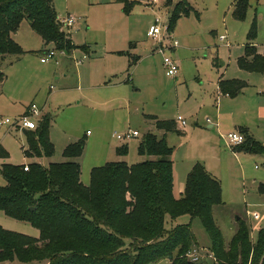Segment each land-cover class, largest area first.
<instances>
[{
  "label": "rangeland",
  "instance_id": "1",
  "mask_svg": "<svg viewBox=\"0 0 264 264\" xmlns=\"http://www.w3.org/2000/svg\"><path fill=\"white\" fill-rule=\"evenodd\" d=\"M162 1L159 9L152 0H130L127 10L126 4L118 0H55L59 16L71 13L77 18L73 27L65 29L79 47L65 54L57 51L56 57L42 62L45 51L37 36L35 47L30 48L33 51L8 56L1 65L6 81L0 91V144L9 153L10 163L33 161L24 153V131L2 121L23 114L29 104L36 103L52 118L50 137L55 148L51 156H40L38 161L44 165L66 161V145L84 140L85 150L77 160L82 166V179L89 184L93 167L117 160L135 164L156 158L138 152L147 132L163 136L149 116L175 120L182 116L187 121L186 131H173L167 136L169 145L174 147L175 194L182 195L184 191L180 193L179 187L183 184L185 190L187 169L201 163L222 186V203L214 206L213 214L225 249H230L241 222L247 224L250 239L255 242L264 227V194L259 189L264 184V152L234 150L226 136L243 122L250 126L256 141L264 145V116L256 111L260 100L257 95L264 89V73L246 72L236 61L250 39L258 50L264 48V0H251L243 18L233 16L235 0H187L192 6L190 13L180 16L167 33L179 44L164 52L158 47L169 45L168 36L159 40L147 35L158 16L162 26L169 22V11L176 0L170 5ZM255 16L256 34L249 38ZM165 55L179 61L180 70L175 77L166 73ZM81 58L83 61L78 62ZM216 58L219 65L214 62ZM131 61L135 62L130 64ZM221 72L227 77L246 78L243 80L249 86L244 94L221 95L215 85ZM220 103L228 106L218 116ZM129 129L139 130L140 136L128 142L116 138L115 134ZM125 143L127 154H118L117 146ZM5 182L0 176V184ZM187 223H191L197 240L194 247L199 250L198 263L220 264L214 258L212 241L200 218L170 217L166 228ZM0 226L40 235L31 223L16 220L1 210ZM9 264L40 262L14 260Z\"/></svg>",
  "mask_w": 264,
  "mask_h": 264
},
{
  "label": "trees",
  "instance_id": "2",
  "mask_svg": "<svg viewBox=\"0 0 264 264\" xmlns=\"http://www.w3.org/2000/svg\"><path fill=\"white\" fill-rule=\"evenodd\" d=\"M126 4L130 0H118ZM166 4L174 0H165ZM251 0H235L233 16L243 18ZM131 5V4H130ZM192 9L187 0H176L169 11L170 29L177 19ZM23 19H27L48 44L72 51L77 45L70 31L63 27L54 0H0V67L9 55L26 50L13 37ZM254 17L249 38L255 36ZM250 39L245 52L238 57L241 68L264 72V48L259 51ZM84 46V45H82ZM50 47V46H49ZM44 48V49H46ZM135 61H131L133 64ZM5 83L0 68V91ZM219 90L236 96L248 85L241 79H221ZM51 116L39 119L35 130H24L28 158L51 156L54 144L50 137ZM156 129L143 135L138 152L155 159L129 164L111 161L93 167L89 184L81 179L82 166L77 158L83 155L86 143L75 140L63 151L66 161L44 166L39 162L13 164L5 162L0 172L5 184H0V210L6 215L26 221L40 230L39 237L5 229L0 226V264L8 261H39L44 264H200L188 259L187 253L197 244L191 223L167 229L168 218L182 215L201 219L211 241L216 262L220 264H264V227L255 242L250 239L247 224L241 222L230 249L224 247L222 233L217 226L213 208L222 203V186L201 163H195L186 178L185 190L174 195V162L166 139L168 132H179L175 119L149 116ZM246 140L234 150L264 152V145L241 129ZM127 154V143L116 148ZM9 153L0 145V158ZM260 192L264 194V184ZM34 208V209H32Z\"/></svg>",
  "mask_w": 264,
  "mask_h": 264
},
{
  "label": "built area",
  "instance_id": "3",
  "mask_svg": "<svg viewBox=\"0 0 264 264\" xmlns=\"http://www.w3.org/2000/svg\"><path fill=\"white\" fill-rule=\"evenodd\" d=\"M152 1L157 2L158 0H152ZM159 17L160 16L156 18V22L152 24L150 28L148 29V34L152 36L153 38H158L159 40L165 39L166 38L165 36H168V39L170 41L169 45L165 47H158V49L161 52H164L167 47H175L179 44V42H178V39L171 36V34H167L169 31V26L168 24L166 26H162L159 23ZM60 21L63 27L68 28L69 30L71 27H73L77 23V18L73 14L69 13L68 15L63 16V17L60 16ZM44 51H45V54L41 56L42 61H48L51 58L56 57L57 51H59L62 54L66 53L65 49H59L56 47H48L46 48V50L44 49ZM86 56L87 54H84L83 58H85ZM83 58L78 59V62L83 61ZM56 61L58 62L57 58H56ZM164 65L166 68V73L169 75H172V77H175V75H177L180 70L179 61L170 55L164 56ZM42 116H43L42 108H40L36 103H31L28 109L23 114L12 117V118H6L2 121V124H9L11 128L21 130V131L35 130L38 127L39 119H41ZM176 121L178 125H180L183 129L187 126V121L182 116H179ZM140 134L141 133L139 130L129 129L123 133H117L115 134V136L119 140L128 142V141H131L133 138L140 136ZM226 139L229 145L231 147H234V146L242 144L246 140V137L241 131L236 130L234 132H230L226 136ZM24 169L28 170L29 165L25 164ZM0 176H1V172H0ZM187 256L189 257L191 261L199 262V259H200L199 250L196 249L195 247L192 248L187 253Z\"/></svg>",
  "mask_w": 264,
  "mask_h": 264
},
{
  "label": "crops",
  "instance_id": "4",
  "mask_svg": "<svg viewBox=\"0 0 264 264\" xmlns=\"http://www.w3.org/2000/svg\"><path fill=\"white\" fill-rule=\"evenodd\" d=\"M54 2H55V0H54ZM163 2L164 1H162V0H160V1H157V3H156V8H159V9H161V7H163L162 5H163ZM151 3H153V1L151 2ZM55 5V4H54ZM154 7V6H153ZM57 10V9H56ZM57 13H58V11H57ZM59 15V14H58ZM156 22V21H155ZM152 24H154V23H152ZM151 24V25H152ZM150 25V26H151ZM70 34H71V32H70ZM147 35H149L148 34V31H147ZM37 36L38 37H40L41 38V41L43 42V46H42V49H44V48H46V44L44 43V40H43V38L39 35V33L38 32H36L33 28H32V26H31V24L29 23V21L27 20V19H23L22 20V22H21V24H20V26L18 27V29L15 31V32H13V37L20 43V44H22L23 45V47L24 48H26L25 50H27V52L28 51H33V50H31L30 48H33V47H35V45H36V43H37ZM71 37H72V35H71ZM152 37V36H151ZM72 40H73V42L77 45L76 47H74L73 49H74V51H75V49H77V47H79V44H77L75 41H74V39H73V37H72ZM155 44H156V47H157V45H158V42H155ZM52 44L50 43V44H48V46H51ZM153 45H154V42H153ZM245 45H246V43H245ZM245 45L243 46V50H242V52L240 53V54H238V56L236 57V61H237V65H238V67L240 68V69H242V70H244V71H246V72H250V73H255L256 71H249V70H246V69H243V68H241L240 66H239V64H238V57L239 56H241V55H243L244 54V52H245ZM80 46H82V45H80ZM82 48H84V49H88V47L86 46V45H84V46H82ZM29 49V50H28ZM72 49V50H73ZM40 49H38V51H39ZM259 51H263V49H259ZM68 53H70L71 51H67ZM58 59V58H57ZM40 60H41V58H40ZM42 61V60H41ZM42 62H47V61H42ZM57 62V61H56ZM58 62H59V59H58ZM57 62V63H58ZM214 62H215V64L216 65H219L218 64V60H217V58L214 60ZM1 68V67H0ZM2 69V68H1ZM256 73H264V72H256ZM235 78H237V79H241L242 78V75H238V77H235V75H228V77H227V75H225V73L224 72H221L220 74H219V77H218V79H217V81H216V89L220 92V90H219V81L221 80V79H235ZM243 79H246V78H242L241 80H243ZM5 81H6V79H5ZM245 81V80H244ZM247 82V81H246ZM247 84H248V82H247ZM249 85H247L246 87H248ZM246 87L241 91V93H239L238 95H242V94H244V91H245V89H246ZM220 94L222 95L223 93H221L220 92ZM223 95H225V96H229V95H227V94H223ZM238 95H236V96H238ZM230 97H235V96H230ZM257 97H259L258 98V100H259V104H258V106H257V109H256V111H258V113H260L262 116H264V89L261 91V92H259V94L257 95ZM222 100L221 101H224L225 99L224 98H221ZM220 100V99H219ZM30 105V104H29ZM29 105L27 106V109H28V107H29ZM225 106H228L227 104H224V105H221V103H220V107L218 108V116L221 114V112L223 111V109H225ZM42 110L44 111V108H42ZM45 114H47V113H43V115H45ZM239 122V121H238ZM208 127L209 128H211V127H213V125L212 124H208ZM236 129L238 130V131H241V129H245V131H246V133L247 134H249L250 136H252V134H251V132L249 131V129H250V126L249 125H247V123H243V122H239V125H236ZM182 130V129H181ZM163 133V135L165 134V132L163 131V130H161ZM183 132H181V134L182 133H184L185 131H186V128L184 129V130H182ZM169 134H171L170 132H168L167 134H166V139H167V136L169 135ZM252 138H254L253 136H252ZM255 139V138H254ZM256 140V139H255ZM0 145H2V144H0ZM117 147H120V146H117ZM173 156V155H172ZM38 158L39 157H32L31 159L33 160L32 162H39L40 163V161H38ZM2 159V164L3 163H5V162H9L10 163V161L8 160V158H1ZM117 161H123V160H117ZM126 161V160H125ZM128 162V161H127ZM28 163V162H27ZM30 163V162H29ZM2 164H1V166H2ZM26 164V163H25ZM42 164V163H41ZM42 165H44V164H42ZM1 166H0V169H1ZM44 166H48V165H44ZM191 170V168H188L187 169V174L189 173V171ZM187 174L185 175L186 177H187ZM81 179H82V174H81ZM82 182L84 183V184H86L85 183V180H83L82 179ZM88 184V183H87ZM184 191V184L181 186V187H179V192L180 193H182ZM174 195L176 196V197H178L176 194H175V190H174ZM180 197V196H179ZM12 262V261H11ZM10 263V261H8V262H4V263H1V264H9ZM40 264H44V262H40Z\"/></svg>",
  "mask_w": 264,
  "mask_h": 264
},
{
  "label": "water",
  "instance_id": "5",
  "mask_svg": "<svg viewBox=\"0 0 264 264\" xmlns=\"http://www.w3.org/2000/svg\"><path fill=\"white\" fill-rule=\"evenodd\" d=\"M32 209H34V208H32Z\"/></svg>",
  "mask_w": 264,
  "mask_h": 264
}]
</instances>
